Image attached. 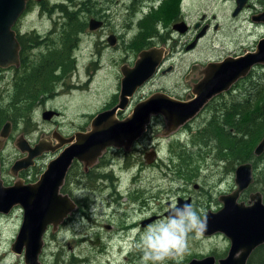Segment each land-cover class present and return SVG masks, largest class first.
I'll list each match as a JSON object with an SVG mask.
<instances>
[{"label":"rangeland","instance_id":"374dc122","mask_svg":"<svg viewBox=\"0 0 264 264\" xmlns=\"http://www.w3.org/2000/svg\"><path fill=\"white\" fill-rule=\"evenodd\" d=\"M80 1L82 0H46L43 8H39L38 5H31L26 10L27 12L20 15L13 29L18 32H24L35 28L37 32L44 33L52 27L48 19L49 17L53 19L61 17L59 14L62 13L59 10L60 5L65 6L68 10H76L81 5L79 3ZM170 1L168 2L170 3ZM213 1L186 0V4L189 11H196V15L203 12L211 15L217 14L218 6L216 5L220 4L221 0ZM164 2L165 0H146L141 3L145 4L144 7L138 4L135 9L137 11L139 8L140 11L142 9L151 10L152 5H154L156 10H154V13L157 18L155 21L157 22L156 28L161 31V24L168 23L169 18L166 19V14L171 8L174 7L175 9L177 7L179 0H174V3H171L173 6L160 10ZM157 6L159 9H157ZM81 7L85 9L87 7L95 8L93 4H89L88 0H84ZM154 13L152 12V15ZM78 15L83 18L84 12ZM110 21H112L110 24L114 32H123L120 27L127 23L128 19L126 18V12L121 6L120 8L116 7L112 11ZM218 21L220 22L222 20L219 19ZM97 30L89 33L81 31L77 34V42L73 48V55L78 66V76L67 78L65 85L58 84L56 87L57 92L40 103V106L35 110L36 112H30L29 119H31V124L29 125L28 123L26 126L31 130L26 128L25 124L21 122L13 126L3 151L5 164L4 172H2V180L4 184H11L13 181L20 179V177L14 176L10 172L11 164L20 154L18 148L14 145V141L18 135L29 132L34 134L33 138H37L40 133L50 135L53 128H58L61 132L69 133L78 127V125L86 123L90 116V119H92V116L100 111L109 101L111 93L115 90L120 58L123 56L124 51L105 46V37L104 35H100ZM54 37L56 36L53 35L50 39H55ZM103 42L104 45L102 44ZM209 42L206 40L204 42L206 44L205 49L193 52L192 56H196L198 59L215 56V51L211 49L212 43L210 44ZM56 43L57 41L53 44H47L52 46ZM33 52L36 53L35 50ZM30 59L36 61L38 57L31 55ZM12 67L13 65L0 68V95L5 96V99L11 90L10 76L12 74ZM262 70L264 71V68ZM260 72L261 70L257 69L255 73ZM168 84L171 85V83ZM185 92L186 94H190V88ZM226 97L229 98V95L223 98ZM45 109H55L59 111V115L56 117L51 116L49 120H45L41 116L42 111ZM210 115L211 112H201L191 123V126L195 127L199 125L206 117H210ZM34 130H36L35 133H33ZM193 130H184L183 140L181 143H176L170 140V135L172 136L174 133H169L170 131L167 129L165 122L160 119L156 121L153 125V131L149 133L151 134L149 141H142V146L140 147L146 148L153 146L156 149L158 148V156L160 157V161L158 160L159 166L148 167L146 164H143L141 170L136 173L138 177L135 180H132V176L136 172L135 169H121V159H117L114 156L112 165L109 166L108 164L107 167L113 171L116 177L117 184L115 190L117 193L119 192L117 196L119 203L108 201L109 188L105 186L102 188L100 185L97 186L98 188H94L95 184L100 181L91 180L93 183H90L86 179L83 180L81 178V182H86L88 185L80 183V185H84L81 187L85 188H81L83 189L81 190L79 187L77 194L90 198L92 203L90 207L92 219L83 221L84 228L82 229L84 230L80 233H76V231H79L77 229L80 228L81 223L72 225L76 228V231L72 230V226L58 228L57 230H53L51 226H48L46 232L43 234L42 251L38 256L39 264H143L142 251L138 246L142 243L145 233L167 217L164 213L173 204H177L176 200L178 197L183 198L184 194H189L193 200L192 206L201 216L208 209L214 210L217 207L218 195L221 194L220 192L232 189L233 179L226 173H222L216 169L215 162L218 161L215 160V156L207 152V146L201 148V154H204V157L193 158L191 162L193 164H190V168H194L197 165L198 167L196 169V177H193L188 185H184L178 190V186L185 179L173 180L170 178L172 176L170 173L165 174L167 172V170H164L165 164H167L166 158L172 153L170 151L171 145L188 144L191 140ZM211 143L214 144V141L212 140ZM185 146L188 148V145ZM192 150H195V148L190 147V151ZM52 157L53 155L48 154L36 163L33 168L34 171L32 172L33 178H36L37 175L35 176V172L37 170L45 169L46 164ZM176 158L178 159L179 157ZM105 159L111 160L110 156H107ZM194 162L196 163L194 164ZM91 175L93 176V174ZM20 180L24 182L22 178ZM195 184L199 186L196 189L193 187ZM136 185L143 191H138L140 193L136 197L138 201L133 203L127 196ZM200 187L203 189H200ZM69 188L77 189L75 180L71 179ZM184 188L185 190H182ZM142 193L144 198L145 196L149 197L145 203L140 202L143 198ZM242 200L246 203L248 200L247 195ZM218 203L220 202L218 201ZM21 212L22 209L20 207V209L13 210L9 215L0 216V264H25L22 254H15L10 249V245L14 241L20 227L22 219ZM149 216L153 217L152 221L144 226L140 225V221ZM104 224H110L111 227L104 228ZM97 233L100 234L101 238L95 244L94 234ZM88 238L93 242L88 241ZM228 247L229 240L221 233H215V235L210 236L202 235L200 239L190 242L189 253L179 263H185L190 258L211 253L220 256L225 253ZM71 256L77 260H71ZM78 259H82L83 261L79 262ZM171 263L173 262H169V264Z\"/></svg>","mask_w":264,"mask_h":264},{"label":"flooded vegetation","instance_id":"af4514ba","mask_svg":"<svg viewBox=\"0 0 264 264\" xmlns=\"http://www.w3.org/2000/svg\"><path fill=\"white\" fill-rule=\"evenodd\" d=\"M43 1L46 2V0H28L26 2L23 13L27 12L26 10L30 8L31 5H38L40 8L41 3ZM88 1L89 4H93L95 8L93 9L89 7H87V9L84 8L85 12L83 18H81L80 15L75 16V14L69 15L66 13H59L61 17L54 19L51 17L48 18L49 21L51 22L52 27L46 30L44 33L37 32L35 28H31L30 30L24 32H18L15 30L16 37L17 35H19L22 36L23 39L28 41V47L26 50L27 64L28 65L39 64V65L51 66L53 68L54 80L59 79L57 85L58 84L65 85V80L67 78L76 77V75L78 76V72H77L78 66L75 60V56L73 55V51H74L73 48L75 47V43L77 42V36L75 37L74 34L73 36L68 35L70 31L73 32V28L75 26L74 20H76L75 18L84 21L83 29L80 30L78 33H80L81 31H86L87 33H89V32H94L96 29H98L97 31H99L100 35H104L105 37L104 38L105 46L110 48L113 47L115 49L117 48L121 51L123 50L124 53L123 56L120 58L118 75L115 82V90L111 93L109 101L98 112L111 110L120 102V95L122 92L121 79L123 77L122 69L133 68L135 66L136 61L140 58V53L142 51L156 49V55L155 57H153V60L155 58V65L152 66L153 71L142 82V84L136 86L130 94L126 95L125 105L123 107H117L115 109L114 111L116 112L115 116L118 119H123L127 117L132 112L134 106L140 100L145 99L146 97L154 93L161 92L177 100H189L193 98L194 97V94L192 92L193 87L195 84L199 83V81H201L204 78L205 71L208 68L209 63H217L228 57L235 58V57H240L248 52H253L256 50L259 41L264 39V0H221L220 4L216 5L218 6L217 14H211V15H209L206 12L196 15L195 14L196 11L188 10L186 0H179V2H177V7L175 9L174 7L171 8L170 11L166 14V19L169 18L168 23L166 22L167 24H161L162 25L161 31L157 30L156 28L157 22H155L157 18H155L152 15V12L154 13L156 11L154 5H152L151 10L142 9L140 11L139 8L137 11L135 9L138 4H141L146 0H88ZM168 1L169 0H165L160 10L173 6V4L171 3H174V0L173 1L171 0L170 3ZM209 1H213V0H208V2ZM144 5L145 4H141V7H144ZM120 6L126 12V18L128 19V22L120 27L123 32L117 33L114 32V29L113 30L111 29L112 26L110 23L112 21L109 22V19L112 17V11L115 10L116 7L120 8ZM157 9H159V7ZM91 18H94L97 20V22H99L98 28L95 29L89 28V20ZM147 19L148 21L146 23L145 21ZM219 19L222 21L219 22L218 21ZM149 23L152 25L151 27ZM53 35L56 36L54 37L55 39L53 38L50 39V37H52ZM32 36H36V39ZM206 40L210 41L209 42L210 44L212 43L211 49L215 51V56L203 57L199 59L196 56H192L193 52L205 49L206 44H204V42ZM55 41H57L55 45L50 46L49 44H47V43L53 44ZM102 44L104 45V42ZM33 50H35L36 53H34ZM48 50H53V52L60 50L62 53L67 51L69 53L70 59L68 61H64L58 66H56V64L54 63L56 60H52V62H48V61L39 62V57L42 54L47 53ZM30 52H32L31 55L38 57L36 61L30 59L31 56L29 55ZM18 66H14V68ZM262 68H264L263 63L252 65V67L249 69L248 73L245 76L238 78L233 84L230 85V87L226 91H222L221 93L215 94L209 100L217 99L220 96H225L229 94L234 95L235 89L238 86V84L242 81V79L244 78L246 79L250 77V75L255 74L257 69H260L262 72ZM65 69L67 71H64ZM138 74L143 75L141 73ZM262 75H264V71ZM168 83H171V85H169ZM188 85L191 91L190 94H186L185 92L188 91L189 89ZM56 92L57 89L54 88L50 93L42 94L40 96V99H38L35 105L32 106L30 112H36L35 110L40 106V103H42L44 100L48 99L49 97L53 96ZM45 95L47 96L43 98V96ZM208 101L195 115L196 117L194 116L193 118L185 122L183 125L178 126L174 130H172L171 127L167 125L166 120L161 115H154L151 116L150 122L146 125L145 131L136 140L133 141L130 147L126 149L124 147H119V148H114L112 146L106 147L105 150L96 159V161L88 165H85V163L80 162L77 159H73L66 171L59 192L61 194L67 195L73 201L74 207L62 219V221L56 225V227H51V228L53 230L55 229L57 230L58 228L72 226L75 223H81L80 228L77 229L79 231H76L75 230L76 228L72 226L73 227L72 230L76 231V233H80L81 231L84 230L82 229L84 228L83 221L92 219V214L90 211L91 210L90 207L92 203L90 198H88V196H80V194H77V190L79 189V187L81 189V188H85L81 186L88 185L86 182H81L80 180L81 178H83V180L86 179L90 183H93L91 182V180L100 181L101 184L100 182L96 183L94 188L95 189L98 188L97 186L99 185L102 188L104 186L106 188H109L108 201L119 203L117 198L119 192L117 193L115 190L117 180L113 174V171L107 167L108 164L109 166L112 165L113 157L115 156L117 159H121V163H122L121 169L123 170H127L130 168L135 169L136 172L135 174L133 173L134 175L132 174L133 175L132 180H135L138 177L136 173H138L141 170L143 164H146L148 167H153L155 165L159 166L158 160L160 161V157L158 156L159 153L158 148L156 149L153 146L152 147L149 146L146 148L140 147L142 146V141L143 142L149 141V137L151 135L149 133L150 131H153L154 123L156 121H159V119L163 120V122H165L167 129H169L170 131L169 133L171 132L174 133L172 134V136L170 135L171 137L170 140L176 143H181V141L183 140L182 136L184 130L188 129V127L191 128H199L201 126L203 127L211 121L210 117H206L199 125L195 127L191 126V123L198 117L197 115H199L201 112L204 111L203 108L208 103ZM45 110H52L54 112L52 116L54 117L59 115V111L55 109H45ZM45 110H43L42 112H44ZM220 113L224 115V112H220ZM90 117L86 123H84L83 125H78V127L73 129L69 133L61 132L58 130V128H53L50 135H43L42 133H40L41 135L39 134L37 138L35 137L33 138L34 134H31L29 132H25L26 134L18 135V137L14 141L15 146L16 143H18V139L22 137L26 140V143H28L30 147H33L39 141H41L44 143H48L52 147V150H43L41 154L32 158L31 163H29L27 167H23L15 171V173H12L11 166L14 163V161L25 158L28 155V151L26 150L21 151L20 149H18L20 153L18 155L19 157H17L11 164L10 172L14 176H18L20 177V179L22 178L24 182L18 179L13 181L11 184H13L16 181H21L24 184L35 182L38 179L39 175L42 173V170H44L42 169L41 172L34 179L32 177V172L34 171L33 168L35 167L36 163L41 158H43L48 154L53 155V157L51 158L53 159L62 151V149L66 146V144H68V143H64V141L62 142L64 144H61V142L58 139L65 140L66 138L73 136L76 132H88L91 129ZM217 119L223 125L224 123L223 116L219 115ZM29 121H31V119H29ZM30 124L31 123L29 122V125ZM14 125H15L14 123L10 122L9 134L4 139L3 146L0 150L1 179H2V172H4V164H5V157L3 156V151L5 149V146L7 144V139ZM25 127L31 130L28 126L25 125ZM229 130L232 131L233 130L232 127H229ZM35 131L36 130H34L33 133H35ZM150 151H154L155 158L153 161L147 162L145 158V154ZM107 156H110L111 160L105 159ZM178 159L171 155L168 158H166L167 164H165L164 170H167L165 174L170 173L172 175L170 178H172L173 180L185 179L182 180L181 184L177 188L178 190H180L182 186L188 185L193 178L188 180L186 177H184L186 169L184 167V164L180 163ZM215 160L218 161L215 162L216 169L220 170L222 173H226L227 175H229L233 179V184L231 190L227 189L223 192H220L221 194H219L217 197V207L211 211H216L222 206L221 202L218 199L220 195L228 194L235 188L234 174H235V168L237 167V165L235 166L233 164V160L231 158L220 157V158H215ZM91 174H93V176ZM71 179L75 180V182L77 183V189L69 188V183L71 182ZM80 183L84 185H80ZM11 184H4V185L8 186ZM250 185H252V183ZM250 185L240 193L238 201H244L242 199L246 195L249 199L250 194L257 191V190H253V191L248 190ZM193 187L196 189L199 186L195 184L193 185ZM200 189L203 188L200 187ZM182 190H185V188ZM138 191H143V190L139 189V186L136 185L131 190V192H129L127 196L130 200H132L133 203L138 201V198H136L137 196L140 195ZM143 193H142V197H143ZM179 198L181 197H178L176 202L178 201ZM187 198L190 200V205H193L192 197L189 194L187 195L184 194L182 199L185 200ZM148 199L149 197L145 196V198L143 197L140 202L145 203V201H148ZM218 201L220 203H218ZM15 209H20V206L14 205L8 213L6 214L0 213V216L9 215ZM148 218H150V216ZM141 221H140V225H141ZM103 226L104 228L111 227L110 224H104ZM216 233H220V232H216ZM94 235H95L94 241L96 244L99 242L101 236L99 233ZM206 236H210V235H206ZM87 240L93 242L90 238H88ZM254 249L252 250V252L254 251ZM227 252L228 249L225 250V253L220 256H217V254L214 253L208 255L214 256L215 261L217 262L218 259L224 257L227 254ZM252 252L248 256L246 260V264L249 261V259H251L253 254ZM204 256L207 255H201L195 258H201ZM70 258L72 260L73 256H71ZM257 258L258 257L254 259ZM78 261L80 262L83 260L78 259ZM187 262L179 263V264H186Z\"/></svg>","mask_w":264,"mask_h":264},{"label":"water","instance_id":"95a60500","mask_svg":"<svg viewBox=\"0 0 264 264\" xmlns=\"http://www.w3.org/2000/svg\"><path fill=\"white\" fill-rule=\"evenodd\" d=\"M27 1L0 0V68L19 65L20 45L13 25L23 13ZM98 27L99 22L91 18L89 28ZM155 55L156 49L142 51L133 68L122 69V92L118 105L111 110L95 114L88 132H76L65 140L58 139L61 144H68L56 157L48 161L35 182L24 184L16 181L7 186L3 184L0 176V213H8L14 205L22 209V221L10 249L15 254H22L25 264H39L43 234L48 226L56 227L74 207L73 201L59 192L73 159L88 165L94 163L106 147H130L145 131L151 116L154 115H161L172 130L183 125L193 118L212 96L226 91L238 78L245 76L252 65L264 64V39L259 41L253 52L209 63L204 78L193 87V98L177 100L161 92L154 93L140 100L127 117L118 119L115 109L123 107L126 95L151 74ZM53 113L52 110H45L42 112V118L49 120ZM9 131L10 122L6 121L0 128V150ZM16 146L21 151H28V155L14 161L11 166L12 173L27 167L32 158L43 150H52L48 143L41 141L30 147L22 137L18 139ZM263 150L264 134L253 152L259 155ZM145 158L147 162L153 161L154 151L147 152ZM252 182L251 163L237 165L234 174L235 188L230 193L219 196L222 206L218 210H208L202 217L206 220L203 235L220 232L229 240L227 254L217 262L214 256L207 255L191 258L186 264H246L252 250L264 244V202L261 193H251L247 203L238 201L240 193ZM185 204H190L188 198L178 199L177 206ZM164 214L168 216L169 210ZM152 219L153 217L142 220L141 225L144 226Z\"/></svg>","mask_w":264,"mask_h":264},{"label":"trees","instance_id":"16d2710c","mask_svg":"<svg viewBox=\"0 0 264 264\" xmlns=\"http://www.w3.org/2000/svg\"><path fill=\"white\" fill-rule=\"evenodd\" d=\"M83 2L84 0L79 3L82 5ZM45 3V1L41 3V8L45 6ZM81 5L76 10H68L65 6L60 5L59 10L62 13L77 16L79 13L85 12ZM153 16L155 17V13ZM75 19L73 32L70 31L68 35L73 36L74 34L76 37L77 33L83 29L84 21ZM149 25L152 26L150 23ZM32 37L36 39V36ZM17 40L20 45L19 66L12 67L11 90L8 96L5 99V96L0 95V127L6 121L14 124L18 122L28 124L32 106L35 105L42 94L50 93L56 88L59 81V79L54 80L51 66L28 65L26 61L28 41L19 35H17ZM69 59L67 51L62 53L60 50L55 52L48 50L47 53L39 57V62L56 60L54 63L58 66ZM262 74L263 72L255 73L246 79H242L235 89V94H229V98L220 96L217 99L209 100L203 108L204 111H202L211 112V121L203 127H188L190 130L194 129L191 133L190 142L185 144L188 145V148L184 144L171 145L170 151L173 153V157H179L180 163L184 164L186 169L184 177L188 180L196 177L198 165L190 168V164H193L191 163L193 158H203L204 154H201V148L207 146V152L212 156L231 158L235 166L250 162L253 171V182L248 190L259 191L264 202V150L259 155H255L253 152L254 146L264 134V75ZM46 96H43V98ZM220 112H224V115ZM219 115L223 116V125L217 119ZM229 127H232L233 130L230 131ZM212 140L214 144L211 143ZM190 147H194L195 150L190 151ZM40 172L41 170H37L35 176ZM252 253V257L247 264H264V244L257 246ZM256 257L259 259H254ZM72 259L73 261L77 260L75 257Z\"/></svg>","mask_w":264,"mask_h":264},{"label":"clouds","instance_id":"9594fccd","mask_svg":"<svg viewBox=\"0 0 264 264\" xmlns=\"http://www.w3.org/2000/svg\"><path fill=\"white\" fill-rule=\"evenodd\" d=\"M206 220L190 204L173 206L169 215L145 233L138 246L143 264H179L190 251V242L200 239Z\"/></svg>","mask_w":264,"mask_h":264}]
</instances>
